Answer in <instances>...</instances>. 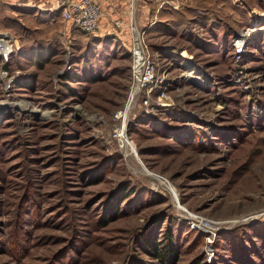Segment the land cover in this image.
Segmentation results:
<instances>
[{
    "label": "rangeland",
    "instance_id": "obj_1",
    "mask_svg": "<svg viewBox=\"0 0 264 264\" xmlns=\"http://www.w3.org/2000/svg\"><path fill=\"white\" fill-rule=\"evenodd\" d=\"M175 1L156 0L161 18L182 21L188 14L185 1ZM223 2L222 11L209 13L212 19L232 16L236 29L246 19V27L257 22L241 62L242 82L232 46L241 29L228 53L216 48L218 57L161 38L154 51L172 102L153 115L131 110L125 148L112 134L130 90L127 43L112 42L109 51L115 37H106L92 55L61 47L54 61L39 66L23 62L15 49L0 60V264H129L133 258L162 264L136 242L145 233L161 237L165 226L173 233L179 227L181 238L179 254L165 264H223L232 256L227 248L252 237L257 264H264V0ZM7 19L0 9L1 33ZM53 26L82 33L61 19ZM163 52L170 58L162 60ZM65 73L70 79H61ZM18 82L31 83L32 91ZM121 188L131 196L116 218L99 226L106 197ZM184 211L215 224L213 237L192 230ZM222 233L232 237L220 256L214 246Z\"/></svg>",
    "mask_w": 264,
    "mask_h": 264
},
{
    "label": "crops",
    "instance_id": "obj_2",
    "mask_svg": "<svg viewBox=\"0 0 264 264\" xmlns=\"http://www.w3.org/2000/svg\"><path fill=\"white\" fill-rule=\"evenodd\" d=\"M65 1L0 0V9L5 12L10 24L5 32L11 35L15 47L14 55L22 57L23 62L39 66L40 64L54 61V58L59 56L61 47L66 50L72 48L71 51L73 52L74 49L76 54L84 48L90 49L89 54L93 51L98 53L97 51L100 50L104 39L113 36L115 39L112 38L111 43L110 41L108 43L109 51H111L112 42H120L123 45L128 42V24L132 15L139 29L146 28L145 37L149 43V48L153 52L157 51L154 50L160 44L158 40L166 38L171 39L174 47L186 49V46H190L192 50H196V54L202 52V56L213 55L218 57L219 52L216 51V48L223 52L221 54H224L223 50L228 53L231 48V38L238 30L246 27L248 23L246 19L245 22L243 21V25L239 29H236L235 22L237 23V21L232 16L221 22L215 18L212 19L209 13H217L219 11L218 8H220L219 6L225 5L223 0H184L189 12L182 18V21L175 20L174 18H161V11H158L161 3L159 4L156 0H135L133 5H131L130 0H97L102 12L100 19L102 28L100 32L94 34L81 33L77 37L68 31L69 27L67 26H65L64 31L59 27L56 31V28L53 26L57 19H61L60 10ZM175 2L177 3L178 0ZM168 3L170 4V2ZM234 3L232 1L233 5ZM240 7L242 8V5ZM197 8L201 9L196 10L195 13L197 12V15H195L191 11ZM134 9L135 15L133 13ZM220 9L222 11L223 7ZM155 16L154 23L148 26V23ZM115 21L121 24L120 28H111V24ZM46 25L51 26L52 31L46 33L43 29ZM25 35L27 36L25 37ZM49 44L57 47L58 52L56 48L55 50H51ZM78 48L79 50L77 51ZM206 49L211 51H202ZM162 54V60L170 58V54L165 52ZM190 55H193V51L192 53L190 52ZM65 64L67 63L65 62ZM67 65L73 66V63H68ZM190 65L192 64L190 63ZM195 69L196 67H193L191 72H196L197 70ZM199 73L196 72L197 76L200 77L201 74Z\"/></svg>",
    "mask_w": 264,
    "mask_h": 264
},
{
    "label": "built area",
    "instance_id": "obj_3",
    "mask_svg": "<svg viewBox=\"0 0 264 264\" xmlns=\"http://www.w3.org/2000/svg\"><path fill=\"white\" fill-rule=\"evenodd\" d=\"M130 2L131 5H133L135 0H130ZM163 3L169 5L167 1L161 2V4ZM170 6L175 8L173 5ZM101 16L102 12L97 0H66L60 10V18L64 23L75 27L85 34L100 32L102 28L100 22ZM252 21L253 20L250 21V26L241 29L240 33H238L237 37L232 41L233 58L236 64V81L238 82H242L245 76V67L241 62L244 60V53L248 47L247 39L251 32H254L255 28L253 25L257 24V22L253 24ZM120 25L118 21H115L111 24V28H120ZM3 34L8 35L0 36V60L6 61L8 55L15 47L11 35H9V33L0 32V35ZM128 35L129 76L131 79L129 86L130 90L122 107L114 114V119L119 120L121 123L118 129L119 131L117 133L113 132L112 134L114 138L118 139L119 147L121 146L122 148H125L122 146L121 141L125 142L126 124L131 110L135 107H140L144 114L153 115L156 112L162 113L164 108L170 105L168 103L172 102L170 97H168V95L166 96L163 91L167 84V80L164 73L158 71V57L156 56V52H153L149 48L143 29L141 30L137 27L134 19L132 20V15L128 24ZM13 79V76H11L7 81L10 83V80ZM8 86L9 85L6 84L5 88L7 89ZM248 87L249 84L245 85L244 88L247 89ZM184 212L183 220L188 223L192 230L206 231V233L210 234L211 238L213 237L214 232L210 231V229L214 228L216 226L215 224L186 211ZM206 242L210 244L212 239L209 240L208 237ZM208 251L210 250L206 251V255L207 259L210 260L212 254L208 253Z\"/></svg>",
    "mask_w": 264,
    "mask_h": 264
},
{
    "label": "trees",
    "instance_id": "obj_4",
    "mask_svg": "<svg viewBox=\"0 0 264 264\" xmlns=\"http://www.w3.org/2000/svg\"><path fill=\"white\" fill-rule=\"evenodd\" d=\"M73 62L74 61H71V63ZM80 62H81V66L84 65L87 62L86 57H84L83 62L82 61ZM66 74L68 73L61 75L62 80L70 79V76L67 77L68 75ZM18 84L20 85L17 86V88L20 89L27 88L30 91H32L33 89V85H31V83L18 82ZM131 193L132 192L130 189L127 190L126 188H121L114 192L112 191L108 194L103 204L104 206H103L102 214L99 218V222H98L99 226H103L108 222H110L111 220H113L114 218H116V216L120 212L119 205L122 202H125V200L129 196H131ZM160 227L161 226H159V228ZM162 230L163 233H161V237L158 236V233L153 234L152 232L141 234L140 237L137 239L136 249L139 250L141 253L147 254L148 256H150V258L155 259L161 262L162 264L163 263L165 264L164 260L166 259L167 256L176 258L177 255L179 254L178 243H180L181 238L179 237V227L176 228L175 233H173L172 230L167 226H165V228H163ZM229 234L230 233H226V234L222 233L218 235L214 248L216 249L220 248L222 250L221 253L219 254L220 256H222L223 252H225L224 245H225V241L227 240L226 238L232 237V235ZM255 237L258 238V235H255ZM239 238L243 239V241L245 242L249 240V238L244 236H241ZM189 239L191 240V237H189L187 240ZM252 239H250L249 243L247 244L242 242L241 244L231 245L229 248H227L230 250L228 251V253L232 256L226 261L222 260V262H225L223 264H257L258 259L254 255V247H253L254 244L252 243L253 242ZM129 264H139V262L133 258L129 262ZM190 264H205V263L201 260H198L195 263H190Z\"/></svg>",
    "mask_w": 264,
    "mask_h": 264
}]
</instances>
